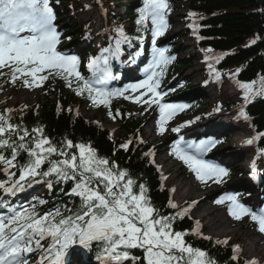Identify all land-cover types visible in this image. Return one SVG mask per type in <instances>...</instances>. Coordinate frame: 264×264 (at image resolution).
<instances>
[{
  "label": "snow or ice",
  "instance_id": "obj_1",
  "mask_svg": "<svg viewBox=\"0 0 264 264\" xmlns=\"http://www.w3.org/2000/svg\"><path fill=\"white\" fill-rule=\"evenodd\" d=\"M169 8L168 0H143L136 23L146 27L151 22L154 59L150 67L161 68V71H152L148 79L130 86L133 92L146 89V92L135 98L136 103H140L144 95L152 94V98L144 103L158 105L161 135L176 112L187 107L161 103L166 93L157 91L159 81L155 78L162 76L163 66L175 59L174 56L165 55L167 49L155 47V37L164 35L169 27L166 19ZM190 15L194 16L195 13ZM55 20L50 0H0V68L11 69L13 83L20 76L31 77V83L24 79V85L41 87L50 75L55 74L71 88L70 78L75 77L78 83L73 90L76 94L87 92L93 104L105 107L109 106L111 97L129 91L127 88L107 90L110 72L103 52L101 57L94 58L89 64L94 78L82 77L77 70L79 59L58 51L62 34L57 30ZM117 36L120 37L116 40V51L119 52L121 42L130 41L123 28L117 29ZM101 59L105 65L103 69L99 67ZM52 70L57 71L53 73ZM98 70L103 72L102 77L95 76ZM45 72L48 75L38 76ZM215 78L220 79L218 72ZM236 83L243 91L246 103L251 102L254 96H264V76L260 78L259 87H256V81ZM124 98L132 99L129 96ZM239 115L245 120L249 119L243 110ZM172 131L179 132L180 129L173 128ZM254 142L255 138L246 143L252 145ZM216 143L212 140L202 141L199 145L189 147H195L196 153L202 156ZM121 147L127 149L128 144ZM0 149L10 150V156L0 154V164L4 165L6 174L15 177L16 173L11 169H19L17 179L0 182V189L6 194L14 195L33 181L40 182L43 178L54 176L55 181H46L50 190L54 182L66 183L71 180L73 186L67 195L79 199V203L72 208L57 207L44 214L38 212L33 204L21 209L10 207L7 215H0V264H29L28 256L37 251L41 253L39 264H70L68 256L74 247L86 250L99 248L97 259L102 264H128L129 261L131 264H214L206 252L186 243L185 233L173 230L174 218L160 215L146 195L147 189L143 184L137 186L127 170H121L114 162L98 156L90 145L66 139L63 146L57 147L44 134L43 128L29 131L13 124L10 116L0 113ZM21 152L28 156L24 164L18 161ZM176 154L202 182L214 179V182L220 183L222 177L229 175L227 169L208 163L198 158V155H190L179 148ZM224 200L231 201L229 214L234 219L249 216L258 225V230L264 233V209L253 211L239 203L235 195L227 196L217 203H223ZM39 203L44 204L46 201L40 200ZM169 207L175 208L176 205L169 201ZM190 208H184L177 215L183 218ZM132 250H140L142 257L134 255ZM233 252L238 253L239 247L233 248ZM232 259L236 260L237 256L233 255Z\"/></svg>",
  "mask_w": 264,
  "mask_h": 264
},
{
  "label": "trees",
  "instance_id": "obj_2",
  "mask_svg": "<svg viewBox=\"0 0 264 264\" xmlns=\"http://www.w3.org/2000/svg\"><path fill=\"white\" fill-rule=\"evenodd\" d=\"M115 1L130 21V30L125 36L130 43H138L145 36L144 25L136 23L139 18L137 5L140 0H137L135 4L123 3L122 0H102L109 15L107 24L109 31H116L121 25L120 18L112 13ZM179 1L187 4L188 12L185 15V22L190 24L189 30L198 35L200 50L211 49V52L221 55L215 70L217 72L236 70L240 81L248 83L256 81V87H259L260 78L264 76V0ZM69 4L70 0H50V5L55 10L54 13L59 18H67L61 23L65 25L62 30L63 36H68L73 40L79 34L83 36L84 32L66 12ZM59 8L64 9L61 11L58 10ZM191 13L195 15L192 16ZM61 29L62 26L58 25L57 30ZM123 42L126 45L129 44ZM111 49L113 50L114 46ZM91 54L90 50H86L84 60L92 61ZM195 61L196 58L191 55L187 58H180L178 61L175 60L164 68L176 72L192 67ZM84 78L89 79V76ZM50 82L54 86H43L45 90L38 96L33 106L15 109L11 112L0 109V113L10 116L13 124L27 128L29 131L37 127L43 128L44 134L57 147L63 146L66 139L72 140L73 143L90 145L96 150L98 156L114 162L121 170H127L137 186L143 184L146 187V195L150 198L151 204L159 210L160 215L174 218L172 228L176 232L185 233L184 239L187 244L206 252L208 259L214 264H248L238 259L233 260L234 254L230 247L196 235L187 214L183 218L177 215L185 207H169V194L163 186L162 176L154 162L155 147L141 141L140 121L131 112L124 98L125 95L111 97L109 108H107L110 114L119 121L125 135L122 138H115L97 122L87 121L83 117L79 109V100L84 94L77 95L73 90L77 87V83L70 88L66 81L58 76L50 77ZM241 110L247 113L253 132L260 136L256 150L261 153L264 151V135H261L264 134V96H254L251 102ZM191 112L194 113L195 110ZM123 144H128V148L121 147ZM149 153L151 155H146ZM0 154L10 156V150L0 149ZM27 160V154L21 152L18 157L19 163L24 164ZM11 171L15 172L16 176L2 182L18 178L19 169H11ZM49 179L55 181L54 176L43 178L40 181L46 182ZM34 182L27 184L25 188ZM72 186L71 180L66 183L54 182L50 198V202L53 203H49L46 210L53 211L57 207L63 208L64 206L72 208L74 204H78V198L67 195ZM136 190L138 191V187ZM5 198L7 196L2 198V204ZM37 211L41 213V208ZM99 252V248L93 247L90 254L94 257V254L99 255ZM132 252L142 257L140 250H132Z\"/></svg>",
  "mask_w": 264,
  "mask_h": 264
},
{
  "label": "rangeland",
  "instance_id": "obj_3",
  "mask_svg": "<svg viewBox=\"0 0 264 264\" xmlns=\"http://www.w3.org/2000/svg\"><path fill=\"white\" fill-rule=\"evenodd\" d=\"M168 3L170 7L173 5V3L169 1ZM73 7L75 9L77 22L79 24H83V26L86 27L90 33L89 40L94 33H100L98 38H96V40L92 43L95 51H99L109 40L104 26L103 16L100 14V6L98 3L94 2V0H73ZM174 8L177 10L179 9L181 13L179 12L178 15L177 13H170L171 9L169 8L166 15L169 27L165 31L164 35L155 37V47L165 49L169 47L170 44H179L180 46L176 47V50L172 55L176 54L183 59L195 54L198 51L194 45L195 41L197 44V40L192 36L187 39L180 38L186 31H182L185 27L184 22L182 21V15L187 11V9L184 10L181 3L179 6ZM123 12L124 11H119L118 14L123 15ZM123 20H125V18H123ZM91 23L94 24L93 27L91 26ZM123 24V29H126L127 23L124 22ZM147 26L150 31L149 43L152 48L150 53L153 57L149 61L148 68L142 72L144 78L137 83H127L122 87V89L124 90L127 88L129 89L128 92L132 93V95L129 96L132 97V99L127 100L129 101L131 111H133L136 119L140 121L139 131L141 133V139L147 142V144L156 147L155 162L161 170L164 186L166 190L169 191L171 202L175 204L176 207L191 205L190 211L188 212V218L194 223L196 231L209 240H215L217 242L227 241L226 244L231 247L232 251L233 248L237 246L239 247L249 234H254L256 238L259 237L258 239L261 238L264 240V233H261L258 230V225H256V223L253 222L249 216H244L242 219L236 220L229 213H226V219L228 221L231 220L232 223H236L238 228H243L239 234L241 239L239 237L231 239L209 237L207 229H202L203 224L193 216V211L196 207L195 199L185 202V200H181L180 198V196L186 193L184 186L188 183L190 184L193 181L192 184L195 183L196 185V183H198V185H203L209 179L205 182L197 179L196 173L178 158L176 154L177 149H181V147L188 148L189 145L196 146L202 141L207 142L212 140L217 143L214 147H211L210 150L204 152L202 155L203 157L211 160H213L214 157V159L216 158V160H218L217 158L224 157L223 154H228V156H226L228 166H226V168L222 166L219 167L227 169L229 175L222 177L220 183L214 182V179L209 180L212 183L213 191L216 195H218V200L227 196L235 195L239 203L245 205L253 211L258 212L259 210L264 209V202L261 199V195L254 191V193L249 197L243 196L241 191L237 189V185L240 184L239 175L237 173H234L236 174L234 177H231L230 175V172L232 171L230 170V167L233 165L231 163L232 160L229 158L231 156H233L232 159H238L240 157L238 163L239 167H242L243 171L249 172V174H253L256 170H260L259 167L264 165L263 155L255 160L254 157L247 159V155L245 154L251 150V147L246 145V142L249 139H253L254 135L251 124L249 122L242 121L237 110H234L232 113L226 115L221 109H219L222 105L238 106L245 103L243 99V91L236 83V74L231 72L219 73L220 79L217 80L215 78L216 73L210 68L214 66L217 58H219V55H214L208 52L205 54L199 52L197 54V56H199L198 63H196L193 68L185 70L182 73V78L176 82L173 81V76L162 75L156 77L155 79L159 81V88L157 91L166 93V95H163L161 103L187 105L185 102L187 96L200 95L201 97L199 100V107L201 109L200 112L191 115L188 113V107L184 108L182 111H177L166 125V131L161 135L159 132L160 112L157 109L159 108L158 105L156 103H152L151 105L144 103L145 100L152 98V94L148 93L147 95H144L141 102L136 103L135 98L146 92V89L141 88L135 92L130 90L131 85L141 83L142 81L148 79L152 71H156L154 67H150L154 59V46L152 43L154 39L153 26L150 21L147 23ZM160 38V42L157 43ZM83 46H85V42L76 39L71 42H66L62 47L60 43L58 45V51L66 55H74L78 58V50L82 49ZM83 65L84 67H87L88 63L84 61ZM77 70L79 71V66ZM52 71L55 73L57 70ZM17 75L19 76V74ZM39 75H48V73H40L38 76ZM72 78L73 80H76L75 77ZM24 79H28L31 83V77L26 78L23 76H20L13 83L11 69L9 67L0 68V109L13 111L15 109H24L33 106L36 103L38 96L45 90L44 88L41 89L42 86H48V84L54 86L46 80L43 82L41 87H27L23 83ZM185 82L186 84H188V82L190 83V86L187 89L184 87ZM21 93H24L25 95H21ZM5 94L9 95V97L4 98ZM87 96L88 93L84 95L86 98L81 100L79 104L83 117L88 121H96L105 129L109 130L114 137H124L125 135L119 122L106 112L102 104L99 106L93 104L92 99ZM155 117L158 118L154 119ZM173 128H179L180 131L174 132L172 131ZM188 150H192L196 153L195 147H189ZM196 155L198 154L196 153ZM202 156L198 155V157ZM161 157L165 162L164 165L161 163ZM4 169V165L0 164V179L5 176ZM229 180L231 181L228 182ZM178 189H180L179 195H177ZM28 192V195L30 196V194L32 195V192L34 193V190H28L25 194ZM48 192L49 189L43 187L42 190L35 192V195L46 200L48 198ZM262 192H264V188ZM226 204L231 206V201L224 200L223 203H218L217 206L223 207ZM35 205L37 206V203H35ZM7 214L8 213L0 210V215ZM45 244L47 246V242H45ZM75 249H77V247H75ZM75 253H80V251H75L72 254L70 264H77L75 263ZM82 254V257L85 256L87 258L85 253L83 254L84 256ZM234 254L240 260H245L249 264L252 262L247 256L243 257L238 253ZM40 255L41 253L39 251L32 253L28 256L29 262L33 261L34 264H39ZM83 262L86 263L85 260ZM45 264H47V262H45ZM87 264L90 263L87 262ZM256 264L262 263L260 261H256Z\"/></svg>",
  "mask_w": 264,
  "mask_h": 264
},
{
  "label": "bare ground",
  "instance_id": "obj_4",
  "mask_svg": "<svg viewBox=\"0 0 264 264\" xmlns=\"http://www.w3.org/2000/svg\"><path fill=\"white\" fill-rule=\"evenodd\" d=\"M91 26L93 27L94 24L91 23ZM99 35V32L94 33L90 38V42H94ZM21 95L25 94L21 93ZM5 97H9V95L5 94L4 98ZM157 118L158 117H155L154 119ZM188 154L196 155V153L192 150H190ZM205 160L208 163L210 162V159L208 158H206ZM161 163L163 165L165 164L162 157ZM261 174L264 175V172H261ZM192 182L184 186V189H186V193L180 196V198L181 200H185V202L195 199L196 207L193 211V216L203 224L202 229H207V234L209 237L211 236L223 239L239 237V234L243 228H238L236 226V223H232L231 220L228 221L226 219V213H229V204H226L223 207L217 206L218 195H216L213 191L212 183L209 180H207V182H205L203 185H198V183H196L195 185V183L192 184ZM180 189L177 190V195L180 194ZM239 238L241 239V237ZM258 238H256L254 234H249L248 236H246L244 242H242L239 246L238 254L243 257L247 256L251 261H260L262 264H264V240ZM29 263L34 264L33 261H30Z\"/></svg>",
  "mask_w": 264,
  "mask_h": 264
}]
</instances>
